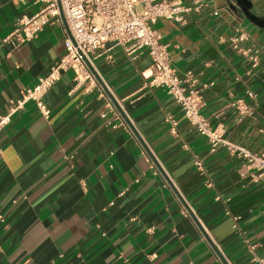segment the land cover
Returning a JSON list of instances; mask_svg holds the SVG:
<instances>
[{"label":"crops","instance_id":"crops-1","mask_svg":"<svg viewBox=\"0 0 264 264\" xmlns=\"http://www.w3.org/2000/svg\"><path fill=\"white\" fill-rule=\"evenodd\" d=\"M248 1L260 26L234 0H204L185 25L158 19L155 29L170 66L196 77L201 115L225 125L231 143L264 154V60L251 69L228 42L243 31L264 57V0ZM42 6L0 0V118L65 52L54 19L26 43L4 42ZM93 65L95 85L74 88L65 72L46 92L49 119L28 102L0 128V264H260L264 177L252 179L225 148L210 150L143 77L146 53L132 61L118 49ZM248 92L255 112L237 123L231 104L252 105Z\"/></svg>","mask_w":264,"mask_h":264},{"label":"built area","instance_id":"built-area-1","mask_svg":"<svg viewBox=\"0 0 264 264\" xmlns=\"http://www.w3.org/2000/svg\"><path fill=\"white\" fill-rule=\"evenodd\" d=\"M42 7L32 17L18 19L13 32L4 42L19 46L35 38L43 25L51 19L61 23L64 30V54L55 62L48 74L37 83L21 91L19 98L12 102L8 113L0 118V128L7 125L14 113L23 109L28 102L38 108L45 119L50 111L44 101L46 92L51 89L65 72L73 75L74 88L88 81L96 84L94 61L104 58L112 61L113 52L121 50L126 58L135 60L146 53L150 59L149 70L142 73L153 87L162 88L179 107L183 118L192 125L197 134L204 137L215 151L225 148L254 173L252 179L264 177V154L231 143L227 139V128L223 124L215 127L201 115L204 105L194 85L196 77L187 71L183 75L170 66L167 47L161 43V36L155 29L158 19L174 21L185 25L187 14L199 11L204 0H38ZM230 48L243 57L251 69H256L263 58L258 48L250 42L246 33L236 30L228 38ZM248 96L254 103L248 105L241 99L232 102L237 123L251 117L255 112L256 99L252 92ZM104 117V114H100ZM170 124V132L176 135L177 121L170 115L164 118ZM202 171V163L196 162ZM2 216H0L1 218ZM255 246H249L254 250ZM264 264V259L259 260Z\"/></svg>","mask_w":264,"mask_h":264},{"label":"water","instance_id":"water-1","mask_svg":"<svg viewBox=\"0 0 264 264\" xmlns=\"http://www.w3.org/2000/svg\"><path fill=\"white\" fill-rule=\"evenodd\" d=\"M239 7L242 9L246 19L252 22L254 25L260 26V22L262 21L260 18L253 15L251 10V3L248 0H234Z\"/></svg>","mask_w":264,"mask_h":264}]
</instances>
